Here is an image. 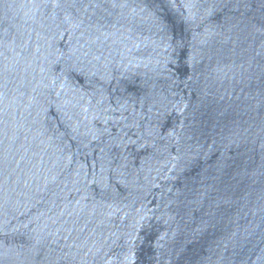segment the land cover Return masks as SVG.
Returning a JSON list of instances; mask_svg holds the SVG:
<instances>
[{"label": "water", "instance_id": "1", "mask_svg": "<svg viewBox=\"0 0 264 264\" xmlns=\"http://www.w3.org/2000/svg\"><path fill=\"white\" fill-rule=\"evenodd\" d=\"M0 264H264V0H0Z\"/></svg>", "mask_w": 264, "mask_h": 264}]
</instances>
